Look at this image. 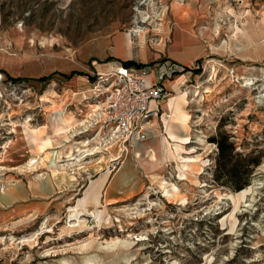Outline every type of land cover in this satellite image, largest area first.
Returning a JSON list of instances; mask_svg holds the SVG:
<instances>
[{
    "label": "rangeland",
    "instance_id": "374dc122",
    "mask_svg": "<svg viewBox=\"0 0 264 264\" xmlns=\"http://www.w3.org/2000/svg\"><path fill=\"white\" fill-rule=\"evenodd\" d=\"M113 66L188 92L185 129L113 138ZM0 264H264V0H0Z\"/></svg>",
    "mask_w": 264,
    "mask_h": 264
},
{
    "label": "built area",
    "instance_id": "2783aa9c",
    "mask_svg": "<svg viewBox=\"0 0 264 264\" xmlns=\"http://www.w3.org/2000/svg\"><path fill=\"white\" fill-rule=\"evenodd\" d=\"M97 76L102 82L110 81L107 86L100 85L96 95L105 97L103 122L113 135L140 140L146 131L144 125L165 115L161 101L169 92L161 83L162 76L158 80L155 75L151 78L145 72L120 66ZM166 117L171 118L167 113Z\"/></svg>",
    "mask_w": 264,
    "mask_h": 264
},
{
    "label": "bare ground",
    "instance_id": "6f19581e",
    "mask_svg": "<svg viewBox=\"0 0 264 264\" xmlns=\"http://www.w3.org/2000/svg\"><path fill=\"white\" fill-rule=\"evenodd\" d=\"M134 31H136V32H139V30H134ZM143 33V32H142ZM140 36H141V39L143 40V41H146V37H147V34H140ZM128 44H130V43H128ZM188 95H189V93L188 92H182V93H179L178 94V96L176 97V98H174V106H173V111H172V113H174V117H175V119L176 120H179V123L177 122H175V124H179L180 126H181V128L182 129H185V124L187 123V122H189V119H190V116H189V114L186 112V107H187V104H188ZM169 96H167V97H165L162 101H161V103L162 104H164V102L165 101H168V102H170V100H167V98H168ZM104 106V105H103ZM98 111H101V107L100 106H98ZM103 116H104V112H103ZM102 118V117H101ZM103 119V118H102ZM104 120V119H103ZM103 120H101V121H99V122H103ZM166 122H168V120H166ZM150 122H148L146 125H144L145 126V129H147V126L148 125H150L149 124ZM168 129V133H169V139H181L185 144H187V143H189V142H191L190 141V139H189V135L188 134H186L184 137H177L174 133H173V131H172V129H171V127H167ZM71 129V128H70ZM113 133V132H112ZM26 135V134H25ZM113 138H124V139H126V141L127 140H129L130 138L128 137V136H118V135H113ZM110 150L111 151H117V152H120V149H119V146L117 145V144H111V147H110ZM128 155V153L127 154H125V156H127ZM155 159V158H154ZM33 161V158L31 159V161L30 162H32ZM125 180L126 181H128L129 182V176H127V177H125ZM165 185H166V183L165 182H163L162 183V185H161V187H162V189H164L165 190ZM173 191H175L176 193L178 192V188L175 186V185H173ZM165 195L167 196V197H170L171 195H170V193L168 192V190L166 191V193H165Z\"/></svg>",
    "mask_w": 264,
    "mask_h": 264
},
{
    "label": "crops",
    "instance_id": "0c3cea01",
    "mask_svg": "<svg viewBox=\"0 0 264 264\" xmlns=\"http://www.w3.org/2000/svg\"><path fill=\"white\" fill-rule=\"evenodd\" d=\"M186 10H189V12H191V17H192V23L191 24H193V20H196L197 19V17H200L201 18V20H204L203 19V17L205 16H207L208 15V12H207V9L205 8V9H200V10H192L188 5L187 6H183L182 8H180V10H179V18L181 19V21H182V19L184 18V15H185V13H186ZM200 20V21H201ZM183 23V22H182ZM201 29V28H200ZM200 29H199V31L198 32H195L194 30H193V28H192V25H191V27H190V29H185L184 27H183V31H182V34H183V36L185 37V38H188L191 42H193V41H195L196 43H201L200 41L201 40H203V39H206L205 37L203 38V37H201L200 36ZM196 34V35H195ZM128 43H130L131 44V41H128ZM127 43V47H128V49L130 48V44H128ZM143 48L145 49V47L143 46ZM130 51V50H129ZM146 52H148L147 50H146ZM148 54V53H147ZM114 67V66H113ZM111 68L112 67H110V70H111ZM180 93H182V92H180ZM178 96V94L174 97H171L172 98V100H170L171 102L172 101H174V98H176ZM168 103V101H165L164 102V104H167ZM174 102H172L171 104H172V106H171V110H172V107L174 106V104H173ZM135 181V180H134ZM131 187V186H130Z\"/></svg>",
    "mask_w": 264,
    "mask_h": 264
},
{
    "label": "trees",
    "instance_id": "16d2710c",
    "mask_svg": "<svg viewBox=\"0 0 264 264\" xmlns=\"http://www.w3.org/2000/svg\"><path fill=\"white\" fill-rule=\"evenodd\" d=\"M132 65H133L132 63L129 64V66H132ZM223 140L224 141H222V142H218L219 143V149H220V157L222 159L225 157L231 156L232 152H233V147H232V145L227 143V138H224ZM247 185H248L247 182L239 183V184H236L235 189L239 192Z\"/></svg>",
    "mask_w": 264,
    "mask_h": 264
}]
</instances>
